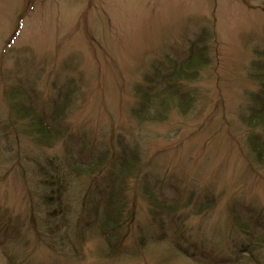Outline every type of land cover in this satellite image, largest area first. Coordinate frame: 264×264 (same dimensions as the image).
Masks as SVG:
<instances>
[{"label": "rangeland", "instance_id": "1", "mask_svg": "<svg viewBox=\"0 0 264 264\" xmlns=\"http://www.w3.org/2000/svg\"><path fill=\"white\" fill-rule=\"evenodd\" d=\"M201 29L210 63L178 82L190 101L139 115L138 90L167 85L155 82ZM257 52L264 0H0V264H264V241L239 228L264 231V162L249 142L264 128L244 120L264 100ZM57 96L70 102L52 120ZM27 107L58 135L33 133ZM124 149L136 163L120 226L102 229L98 189ZM102 151L101 171H71ZM152 194L181 206L157 216Z\"/></svg>", "mask_w": 264, "mask_h": 264}, {"label": "trees", "instance_id": "2", "mask_svg": "<svg viewBox=\"0 0 264 264\" xmlns=\"http://www.w3.org/2000/svg\"><path fill=\"white\" fill-rule=\"evenodd\" d=\"M206 37V38H205ZM208 38V33L204 30L199 34L197 40H192L190 43L191 49L187 56L182 60L181 63L178 60H173L172 66L170 71L167 74L162 75L159 79L155 82V87L159 86L163 82H167V85L161 87H157L159 91H155L153 93H149L146 90H138L140 94V98H142L141 104L139 106V115L147 112V114H151L152 108L149 105H158V108L154 110L155 113L158 112V109L163 111L162 117H165V110L168 108L169 102L174 101L175 99L178 101V106L184 107V103L189 102L191 97L190 95L182 91L179 86L178 82L182 79L187 80H194L198 77L199 72L210 63V57L205 55L206 51V42ZM205 42V43H204ZM199 45V46H198ZM260 54H264V52H257ZM254 62V65H263L260 64L261 61ZM264 66V65H263ZM260 69H264V67H259ZM251 75L255 77V75L260 79V86L264 87V73L258 72L255 74V68L251 71ZM21 88H17L16 93L19 94L21 92ZM62 91V89H58L57 93ZM23 92V91H22ZM17 94L11 93V96L15 98ZM255 99L260 100L262 103L259 107H254L252 109V113L250 117L245 118V122L252 128H264V100L262 96L257 93L254 95ZM70 102L69 98L67 100L62 99L60 96L53 101V111H52V120L60 119L64 115V108ZM16 105V104H15ZM20 106L18 109H15L16 113H22L23 115L19 114L20 118H23L24 113L26 110L23 111V105H16ZM149 108V109H147ZM28 110V115H31V130L36 135L41 136L43 140H48L49 138L58 135L59 131L54 127H51L47 122L41 120L37 114L33 115L31 112L35 113V108H26ZM147 109V110H146ZM18 111V112H17ZM41 125V126H39ZM249 142L252 148V151L256 157L257 161L264 162V138L259 133L251 134L249 137ZM113 156V154H111ZM134 155L132 152L124 149L122 154H118L117 160L112 165V171L110 172L109 176L107 177V182L109 184L108 190L104 191V194H109L108 197L103 199L104 205L102 212H99L96 209V217L94 221L100 220V227L103 229H112L115 230L120 226V217L121 212L123 210V205L117 203V197L122 192L123 188L126 186V177L128 173L132 172L135 168V163L133 162ZM110 160L109 152L102 151L99 152L95 159L88 162H81L74 160L73 166H71V171L76 175L80 174H90L99 172L102 170L103 166ZM109 163V162H108ZM137 170V169H136ZM106 195V196H107ZM149 202L156 208L159 209L160 212H164L168 216H170L173 210L176 209L177 205L174 202H168L167 199H159L155 195L148 197ZM187 203H183V205L187 206ZM211 205L214 203V198L211 196L205 197L203 201H201L198 207H202L204 204ZM240 221L239 217H235V222ZM240 226L244 227L248 232V235L252 234L254 239L257 240L258 243L264 241V231L259 234H255L251 227H249V223L246 222L245 224H239ZM256 232V231H255ZM250 233V234H249ZM105 235V233H104ZM257 245H251L249 248H244V250H253Z\"/></svg>", "mask_w": 264, "mask_h": 264}]
</instances>
